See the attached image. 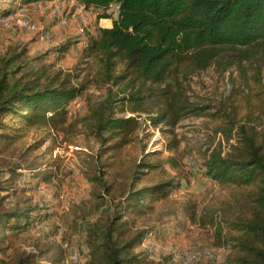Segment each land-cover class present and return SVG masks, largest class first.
<instances>
[{
	"label": "trees",
	"instance_id": "obj_1",
	"mask_svg": "<svg viewBox=\"0 0 264 264\" xmlns=\"http://www.w3.org/2000/svg\"><path fill=\"white\" fill-rule=\"evenodd\" d=\"M37 1L41 0L20 3ZM74 1L101 10L99 18H112L108 11L118 5L112 26L100 27L96 37L88 36L85 50L98 57L102 81L124 92L122 96L110 92L98 106H90L86 119L90 137L100 144L99 174L91 181L106 193H114L118 201L103 224L87 227L82 240L75 243L82 263L181 264L169 261L170 257L158 259L141 248L162 231L154 226L134 230L133 215L154 209L181 188L167 168V163L175 165L174 156L163 158L160 150H148L141 132L149 121L155 127L163 122L176 124L211 108L190 101L181 89L172 87L171 78L181 65L185 73L214 65L221 73L235 67L244 81L211 113L222 140L204 153L201 168L211 180L238 188L246 211L227 221L235 234L225 236L224 226L216 227L215 245L228 249L226 258L219 261L217 255L215 262L193 264H264V0ZM17 7L14 0H0V18ZM82 39L60 43L55 48L58 57ZM21 55L14 52L0 57V152L21 148L33 155L45 138L30 141L31 137L44 130L52 135L57 117L66 120V106L84 87L72 85L71 74L61 70L50 76L48 67L31 68L16 76L24 69L13 67ZM250 74L258 85L255 89L250 87ZM152 97L158 112L146 124L138 116H117L119 100L132 105V111H140ZM3 189L0 186V192ZM52 207L34 204L0 212V264H43L39 252L5 243L11 233L49 219L54 214ZM52 264L66 262L54 258Z\"/></svg>",
	"mask_w": 264,
	"mask_h": 264
},
{
	"label": "rangeland",
	"instance_id": "obj_2",
	"mask_svg": "<svg viewBox=\"0 0 264 264\" xmlns=\"http://www.w3.org/2000/svg\"><path fill=\"white\" fill-rule=\"evenodd\" d=\"M29 11L40 29H49L51 38L44 39L39 33L14 24L0 26V57L14 52L22 54L13 67L21 65L24 69L16 76L31 68L48 67L50 76L60 70L63 74L69 73L72 85L84 87V90L66 106V120L63 122L57 117V128L52 135L47 136L46 130L34 133L30 141L41 138L45 141L33 155L25 154L21 148L0 152V186L4 188L0 192V212L34 204L55 206L52 207L54 223L48 224L47 228L35 227L11 233L5 244L39 252L38 260L43 264H52L54 258H63L66 264H70L71 250L77 248L75 243L82 240L83 232L95 223L103 224L118 201L114 193H106L103 186L91 181L99 174L97 154L100 144L88 133L89 107L98 106L110 92L119 96L124 92L120 86L102 81L98 57L86 51V46L80 42L62 58L55 49L68 39L76 40L81 36L79 33L83 38L89 36L87 31L98 36L101 26H112L111 19L99 20L101 12L94 10L90 13L91 21L83 24L82 29L73 31L69 28L74 25L69 11L66 28L57 26L49 7ZM108 12L116 18L118 5H112ZM171 81L172 87L181 89L190 101L211 108L202 115L186 116L176 124L163 122L155 127L149 125L150 121L146 124V119L148 121L149 116L158 112L154 97L140 111H132L133 106L124 101L115 103L117 116H138L147 125L141 134L148 150H160L163 158L174 156L175 165L167 163V168L181 186L154 209L140 216L133 215L134 230L154 226L162 231L159 238L147 240L143 246L158 259L170 257L169 261L177 262L184 248L197 252L205 247L214 250L221 261L226 258L228 249L215 245L216 227L222 224L225 236L235 234L229 231L227 221L244 213L246 202L238 188L230 189L205 176L201 165L204 153L222 140L211 113L234 87L243 83V76L235 67L225 73L219 72L214 65L185 73V66L181 65ZM248 81L251 88H257L251 74ZM170 147L174 149L170 150ZM45 174L51 175V179L44 180ZM36 175L38 177H34ZM59 224L64 226L60 235ZM45 232L48 237H44Z\"/></svg>",
	"mask_w": 264,
	"mask_h": 264
},
{
	"label": "built area",
	"instance_id": "obj_3",
	"mask_svg": "<svg viewBox=\"0 0 264 264\" xmlns=\"http://www.w3.org/2000/svg\"><path fill=\"white\" fill-rule=\"evenodd\" d=\"M14 1L18 5L17 9L11 14L5 17H1L0 26L14 24L15 26L19 28H23L31 32H37L44 39H50L51 32L49 31V29H44V28L40 29L38 22L36 21L34 15H32L29 11L30 9H33L34 12L42 11L46 9L47 7L51 8L52 17L54 19V22H57L59 26L68 25V15H67L68 11L65 9L64 5H54L47 0L37 1L30 5H23L20 3V0H14ZM82 44L84 46L89 45L88 37L87 38L84 37L82 39ZM54 221H55L54 217L53 215H51L49 219H47L46 221L42 223L36 222L32 227H30V229H33L35 227L36 229H40L42 227L47 228V225L54 223ZM58 230H59V235L62 234L63 232L62 230H64V226L62 224H59ZM74 248L75 249L71 250L72 252L70 253L69 263L70 264H80L82 263V260H83L82 254L78 248L76 247ZM216 259H217V253L214 250L205 248V247L200 248L197 252H193L187 248H184L179 254V261L181 264H193L194 262L198 260H209L211 262H215Z\"/></svg>",
	"mask_w": 264,
	"mask_h": 264
},
{
	"label": "crops",
	"instance_id": "obj_4",
	"mask_svg": "<svg viewBox=\"0 0 264 264\" xmlns=\"http://www.w3.org/2000/svg\"><path fill=\"white\" fill-rule=\"evenodd\" d=\"M47 1L51 2L54 5H64L65 9L70 12V15H72V18L74 20V22H73L74 25L69 26V28H71L73 31L78 30V29H82L83 24L84 25H85V23L88 24L91 21L90 13L94 10H99V9H94V8H85L83 5L75 2L74 0H47ZM99 11L101 12V10H99ZM108 19H111L112 24H113V19H114L113 15H112V18H100L99 20H108ZM57 26H59V25L57 24ZM66 27L67 26H65L64 28H66ZM101 27H111V26H101ZM88 32L90 33V31H87V34L90 37V35H92V34H89ZM79 35H81L80 38L82 39L83 35L81 33H79ZM80 44H82V41H80ZM69 51H71V49ZM153 239L154 238L152 236L148 238V240H153ZM144 245L145 244H143V246ZM143 246L141 247L142 249H143Z\"/></svg>",
	"mask_w": 264,
	"mask_h": 264
}]
</instances>
